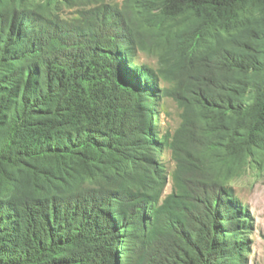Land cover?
I'll use <instances>...</instances> for the list:
<instances>
[{"label": "trees", "instance_id": "trees-1", "mask_svg": "<svg viewBox=\"0 0 264 264\" xmlns=\"http://www.w3.org/2000/svg\"><path fill=\"white\" fill-rule=\"evenodd\" d=\"M142 14L160 75L137 63ZM164 92L201 145L166 197ZM260 152L264 0H124L75 21L0 0V264H248L253 220L219 177Z\"/></svg>", "mask_w": 264, "mask_h": 264}, {"label": "rangeland", "instance_id": "rangeland-1", "mask_svg": "<svg viewBox=\"0 0 264 264\" xmlns=\"http://www.w3.org/2000/svg\"><path fill=\"white\" fill-rule=\"evenodd\" d=\"M124 0H28V5L44 7L45 12L62 19L75 21L82 17V13L95 9L102 5H108L117 9L123 8ZM144 16V17H143ZM134 17V16H133ZM139 23L144 37V44L138 47L137 63L151 68L160 75L158 41L156 37L149 38L147 31L159 29V25L151 16L140 15L134 17ZM161 89L169 88V85L160 78ZM162 99H158L157 116L155 124L158 126V135L164 137L167 146L160 157V163L167 171L168 185L164 196L171 194L174 189L173 175L178 169L177 157L187 160V165L200 164L201 145L197 138L198 133L192 123H187L183 117L182 108L165 92ZM176 143L175 154L172 145ZM210 165V162L204 161ZM226 187L232 188L238 200L249 210L252 217V231L248 237L250 241L248 252V264H264V153H257L248 160V163L237 174L219 177Z\"/></svg>", "mask_w": 264, "mask_h": 264}]
</instances>
